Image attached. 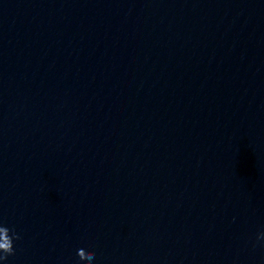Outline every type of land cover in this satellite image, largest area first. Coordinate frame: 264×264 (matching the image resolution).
Here are the masks:
<instances>
[{
	"label": "water",
	"instance_id": "95a60500",
	"mask_svg": "<svg viewBox=\"0 0 264 264\" xmlns=\"http://www.w3.org/2000/svg\"><path fill=\"white\" fill-rule=\"evenodd\" d=\"M0 223L5 264H264V0H0Z\"/></svg>",
	"mask_w": 264,
	"mask_h": 264
},
{
	"label": "clouds",
	"instance_id": "9594fccd",
	"mask_svg": "<svg viewBox=\"0 0 264 264\" xmlns=\"http://www.w3.org/2000/svg\"><path fill=\"white\" fill-rule=\"evenodd\" d=\"M0 235L6 237V239L3 240L4 247L0 248V264H5L8 257L15 254L14 242L19 240L20 236L14 229H10L4 223H0ZM255 244L264 245V229L259 230L256 233ZM77 247H83L85 249V252L87 253V255L77 254L75 250L81 264H94L96 252L94 250H89L83 244L78 245Z\"/></svg>",
	"mask_w": 264,
	"mask_h": 264
}]
</instances>
